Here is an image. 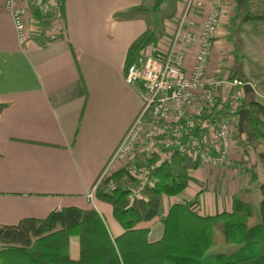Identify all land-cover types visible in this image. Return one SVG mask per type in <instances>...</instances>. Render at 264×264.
<instances>
[{
    "label": "crops",
    "instance_id": "crops-1",
    "mask_svg": "<svg viewBox=\"0 0 264 264\" xmlns=\"http://www.w3.org/2000/svg\"><path fill=\"white\" fill-rule=\"evenodd\" d=\"M242 1L248 11L264 13V0ZM154 2L64 0L63 25L38 16V26H29L42 35L23 43L10 14L0 10V226L43 219L63 208L92 207L112 236L123 232L112 206L95 194L89 198L88 192L140 109L143 88L124 80L130 43L146 29L159 34L144 47L166 43L186 0H163L156 11ZM235 2L203 0L198 11L204 14L213 4L222 9V31L208 74L221 80L219 100L224 104L239 89L229 84L239 76L250 84L252 96L264 102V19L245 20L244 14L238 23ZM234 125L231 164L203 167L188 161L186 187L175 195L162 194L157 215L136 225L148 229L149 239L160 238L162 218L173 204L187 203L197 214L213 216L230 212L233 197L257 204L264 196L258 156L263 142L253 140L257 148L248 141L242 145L238 118ZM251 172L257 175L253 183ZM112 174L116 186L108 189L124 190L130 206L133 199L118 186L124 183V171L116 165ZM153 185L134 199L147 201ZM69 242L70 256L77 258V236Z\"/></svg>",
    "mask_w": 264,
    "mask_h": 264
},
{
    "label": "trees",
    "instance_id": "trees-1",
    "mask_svg": "<svg viewBox=\"0 0 264 264\" xmlns=\"http://www.w3.org/2000/svg\"><path fill=\"white\" fill-rule=\"evenodd\" d=\"M162 2L155 0L152 9L156 11ZM243 18L262 20L264 13L248 11ZM158 34L159 30L153 29L139 34L127 49L125 66L145 45L155 42ZM224 105L218 99L208 117H217ZM3 107L0 103V109ZM239 107L250 111L245 121L249 125L247 137L240 132L242 145L251 140L263 142L258 156L264 169V105L247 91ZM200 129L204 127H197L196 132ZM188 161L173 152L170 161L152 171L155 182L147 190L148 200L133 199L130 206L124 190H109L107 181H101L95 196L112 206V214L123 228L117 236L110 234L92 207L63 208L43 219L23 218L15 225L0 226V264H264V196L257 204L233 197L230 212L213 216L199 215L187 203L173 204L162 218L163 232L157 240L149 239L147 228L136 227L157 215L162 194L175 195L186 187ZM256 179V173L251 172V182ZM254 216L256 220L249 224L248 219ZM215 228L223 243H237L238 249L230 254H206L214 244ZM71 236L78 238L77 258L70 256Z\"/></svg>",
    "mask_w": 264,
    "mask_h": 264
},
{
    "label": "built area",
    "instance_id": "built-area-1",
    "mask_svg": "<svg viewBox=\"0 0 264 264\" xmlns=\"http://www.w3.org/2000/svg\"><path fill=\"white\" fill-rule=\"evenodd\" d=\"M62 3L63 0H0V10L10 14L16 37L23 43L39 34L29 26V22L34 28L38 26V16L49 22L56 19L63 25ZM202 8L203 0H186L172 23L168 41L144 47L126 67L124 80L143 88L140 109L88 192L89 198L103 180L110 189L116 186L112 174L116 165L125 176L124 183L118 186L132 200L153 185L152 170L170 161L175 151L203 167L231 164L232 124L239 115L243 82L235 78L229 82L239 89L231 93L221 113L210 119L208 115L220 94L217 80L208 75V64L222 9L213 4L200 14ZM197 127L204 129L196 132Z\"/></svg>",
    "mask_w": 264,
    "mask_h": 264
},
{
    "label": "rangeland",
    "instance_id": "rangeland-1",
    "mask_svg": "<svg viewBox=\"0 0 264 264\" xmlns=\"http://www.w3.org/2000/svg\"><path fill=\"white\" fill-rule=\"evenodd\" d=\"M232 2H235V1H233V0H231ZM235 5L238 7V11L236 12V14H235V18H236V20H238V23H240V21H241V18L243 17V15L250 9V7H249V5L246 3V2H235ZM222 18V17H221ZM221 27H222V24H221V22H220V25H219V29H220V31H222L221 30ZM241 51V47H239V52ZM236 70H238L239 72H240V69H239V67H236ZM210 74V73H209ZM208 74V75H209ZM210 76H211V74H210ZM222 78H224V77H222ZM216 80V79H215ZM221 80H217L216 81V85L217 86H219L218 84H219V82H220ZM218 90H220V87H218ZM243 91H244V88H243ZM235 92V91H234ZM245 92V91H244ZM218 93L220 94V91H218ZM231 96V95H230ZM263 102V101H262ZM263 104H264V102H263ZM224 107V106H223ZM239 109H240V107H239ZM236 116H238L239 117V115H235V117ZM237 117V118H238ZM236 118V119H237ZM235 119V120H236ZM235 120H234V124H235ZM232 126H233V131H232V133L234 132V129H235V125H233L232 124ZM246 127H247V131H248V128H249V125H248V122H244V127H243V129H244V131L241 133V135L245 138V137H247V132H246ZM253 140H251V141H248V144L249 145H254V147H256V144L255 143H253L252 142ZM253 147V148H254ZM258 147V146H257ZM256 147V148H257ZM260 166H261V168H260V176H259V180H264V169H263V165H262V163H260ZM101 183V182H100ZM99 183V184H100ZM258 183V182H257ZM98 184V185H99ZM253 186V185H252ZM252 200L251 201H253L254 199H255V197L254 198H251ZM252 204H253V202H252ZM256 220V216H254V217H251V218H249L248 219V223L249 224H252L254 221ZM213 238H214V242H215V245H212L211 247H210V249H208V251H207V253L206 254H216V253H226V254H230V253H232V252H234V251H236L237 249H238V247H239V245L237 244V243H229V244H227V243H223V242H221V234H220V232H219V230L217 229V228H215L214 229V235H213Z\"/></svg>",
    "mask_w": 264,
    "mask_h": 264
},
{
    "label": "water",
    "instance_id": "water-1",
    "mask_svg": "<svg viewBox=\"0 0 264 264\" xmlns=\"http://www.w3.org/2000/svg\"><path fill=\"white\" fill-rule=\"evenodd\" d=\"M235 1L241 2L242 0H235ZM237 79L243 82L242 78L238 77ZM243 88L245 92L251 89L250 84L248 82H245V83L243 82ZM238 114H239L238 129L239 131H242L244 127V122L249 117L250 111L248 108H240Z\"/></svg>",
    "mask_w": 264,
    "mask_h": 264
}]
</instances>
